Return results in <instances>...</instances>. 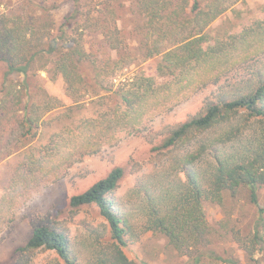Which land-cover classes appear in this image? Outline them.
Masks as SVG:
<instances>
[{
  "label": "trees",
  "instance_id": "obj_1",
  "mask_svg": "<svg viewBox=\"0 0 264 264\" xmlns=\"http://www.w3.org/2000/svg\"><path fill=\"white\" fill-rule=\"evenodd\" d=\"M25 1L40 2L47 14L59 6V0ZM135 1L136 11L146 20L136 52L144 58L157 57L153 72L169 76L167 83H157L144 72L112 83L119 71L128 69L134 51L111 6L97 8L94 0H73L58 26L23 7L0 13V63L6 67V77L22 75L25 80L45 70L51 79L62 82L71 116L84 105L86 95L101 98L96 103L104 107L62 124L41 142L43 126L64 114L59 111L65 106L63 101L42 89L31 94L24 82L4 84L0 88V145H5V156L22 155L10 177L8 194L18 189L19 182L39 181L41 173L56 174L77 156L97 152L98 134L104 130L120 125L136 129L158 103L215 85V98L202 113L163 132L160 144L152 146L157 155L170 159L173 174H182L183 181L175 184L170 175L153 174L151 182L136 183L130 193L143 200L139 227L161 233L177 253L199 264L197 252L207 244L210 233L204 203H221L225 192L235 195L245 186L250 201L257 205V188L264 184V59H254L264 54V20L235 35L214 36L208 30L211 23L243 0ZM240 62H248V76L229 77L230 68ZM112 94L116 110L104 100L112 101ZM122 175L123 169L115 166L69 199L71 209L96 205L108 225L105 242L99 243L87 262L70 247L60 224L47 218L32 223L31 235L17 247L13 264H27L39 249L55 255L53 264H135L124 252L139 235L131 221L134 211L112 195ZM60 176L56 174L55 179ZM258 211L262 214L264 208ZM258 234L259 230L253 237ZM260 250L263 261L258 264H264L262 246Z\"/></svg>",
  "mask_w": 264,
  "mask_h": 264
},
{
  "label": "rangeland",
  "instance_id": "obj_2",
  "mask_svg": "<svg viewBox=\"0 0 264 264\" xmlns=\"http://www.w3.org/2000/svg\"><path fill=\"white\" fill-rule=\"evenodd\" d=\"M72 3L73 0H59V6L47 14L43 12L40 2L0 0V13L11 7H23L32 15L47 16L55 26H58ZM94 3L97 4V8L104 6L113 8L117 25L124 32L131 51H134V59H131L128 69L119 71L118 76L112 79V83L118 84L120 78L130 77L139 72L154 77L157 83L169 82L171 80L169 76L159 77L153 72V64L157 57L144 58L136 52L139 31L146 26L145 18L136 11V1L94 0ZM257 20H264V0H243L214 20L208 30L214 36L235 35ZM259 58L264 59V54L254 57ZM247 63L240 62L231 67L229 77L248 76ZM5 71L6 67L0 63V88L4 84L15 82L22 85L24 82L31 94H36L37 89H42L63 101L65 108L59 111H64V114L58 115L43 126L41 142L46 141L48 134L62 124L76 121L81 116H89L96 110L104 108L96 103L101 98L86 95L84 105L71 116L67 109L70 103L64 96L62 82L51 79L45 70L36 72L35 76L25 77V80L22 75L6 77ZM219 84H223V81ZM215 95L216 86L208 84L191 91L189 95L170 97L144 115L136 129L120 125L98 134L97 142L100 146L98 151L77 156L71 165L57 171L56 174L61 175L58 179H55V173L49 175L41 173L39 181L19 182V185H16L18 189L11 194H8L11 189L10 177L22 155L15 152L5 156L3 148L5 145L2 147L1 144L0 264H13L18 257L17 247L24 245L31 235L32 223L47 218L60 224L62 230L67 233L70 247L82 262H87L93 250L100 246L99 243L105 242L108 225L96 205H83L71 209L69 199L72 195L85 191L115 166L123 169V175L112 193L113 198L122 203L123 207H130L134 211L131 221L134 224V232L139 234L136 240L124 249L126 256L135 264H192L193 259L177 253L168 244L164 235L143 231L139 227L142 224L139 214L143 208V200L136 195L131 196L130 193L136 187V183L151 182L150 177L153 174L159 177L170 175L174 178L175 184L183 181L182 174L178 172L176 175L173 174L170 159L165 155H157L152 146L160 144L163 132L202 113L206 103L214 99ZM104 100L112 105V110L117 109L116 97L113 94L112 101ZM149 138L153 140L150 141ZM168 171L170 173H167ZM5 195L6 199H1ZM257 201V205L253 204L250 201L249 189L241 186L235 195L225 192L221 203L211 201L204 203L210 233L207 244L197 252L201 256L199 264H258L259 261H263L260 249L261 246L264 249V226L261 225L264 222V213L260 214L258 207L264 208V184L257 188ZM4 216L7 217V221H2ZM257 230L259 234L254 238ZM98 237L101 239L97 240ZM54 258L52 252L39 249L35 250L27 264H53Z\"/></svg>",
  "mask_w": 264,
  "mask_h": 264
}]
</instances>
